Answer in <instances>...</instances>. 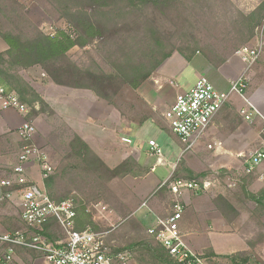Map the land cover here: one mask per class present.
<instances>
[{
    "label": "trees",
    "instance_id": "obj_1",
    "mask_svg": "<svg viewBox=\"0 0 264 264\" xmlns=\"http://www.w3.org/2000/svg\"><path fill=\"white\" fill-rule=\"evenodd\" d=\"M47 1L53 12L67 23V29L57 28L54 33H45L36 28L24 14L18 12V8V11L15 10L11 15H1L5 18L0 19V38L8 45L6 50L0 52V83L16 91L20 101L30 107L27 119L32 121L35 116L46 110L48 104L20 72L39 66L52 83L76 90H89L95 97L106 101L138 126L153 119L163 130L172 133L163 124L162 115L149 109L139 97L134 102L125 99L123 105H126L127 109L123 108L119 101L125 97L124 93L127 90L136 93V90L175 53L187 61H191L198 53L202 54L213 67L218 68L235 52L232 50L221 54L202 45L195 32L197 25L193 19L195 11L203 9L205 5L215 9L219 5L231 3L230 0ZM1 8L2 5L0 13ZM263 24L264 0H259L250 10H238L232 23L238 35L236 47L251 41L256 29ZM75 47H89L86 52L88 61L79 63L69 55L70 50ZM259 77V81L263 80L264 74H259ZM36 104H39V110H36ZM8 135H0V146ZM150 171L151 168L143 166L133 156L110 167L83 137L76 134L70 142L69 151L58 166L42 176V186L47 194L58 202L69 197L75 198L78 230L91 228L99 232L103 227L88 211L90 201L77 195L70 196L71 186L93 182L104 191L108 182L115 178L143 177ZM233 174L234 171L226 168L219 172L208 168L196 173L181 159L170 179L160 190L169 191V182L175 179L193 180L203 187L208 178H222L224 175ZM240 187L246 197L256 202L252 215L264 228L259 220V215L264 210V187L257 194L252 193L245 183H240ZM213 203L229 222H233L240 212L230 197L223 194L213 198ZM143 219L148 233V229L155 222L148 214H145ZM50 227L58 230L57 222L51 221L47 230ZM248 245L249 250L229 255H219L211 249L202 254L209 264H218L219 260H226L230 264H250L253 256L251 249L256 245V241L248 240ZM128 249H137L141 259L147 262L145 264H178L169 252L149 235L139 239ZM112 250L126 251L125 248L114 246Z\"/></svg>",
    "mask_w": 264,
    "mask_h": 264
},
{
    "label": "rangeland",
    "instance_id": "obj_2",
    "mask_svg": "<svg viewBox=\"0 0 264 264\" xmlns=\"http://www.w3.org/2000/svg\"><path fill=\"white\" fill-rule=\"evenodd\" d=\"M230 1L231 3L227 2L226 4L219 5L215 9L213 8L214 10L205 5L203 9L195 11L193 19L197 25L195 32L202 45L217 50L221 54L234 50L235 52L232 56H238L236 55L238 49L245 45L253 46L261 37L264 38V24L256 29L255 36L251 41L243 46L236 47L238 35L232 25L233 17L238 10L242 11L254 8L259 0ZM14 2L1 0L0 19L5 18L1 15H11L15 10L18 11V8V12L24 14L36 28L45 33H54L57 28H68L67 23L53 12L47 0H14ZM6 47L8 48L6 42L0 38V52ZM88 48L81 49L75 47L70 50L69 55L79 63H84L89 59L86 53L89 51ZM251 69L254 75L248 78L249 82L254 85L256 81H259V74H264V48ZM157 71L175 80L178 84V90L188 89L190 83L195 82L200 76L208 77L216 89H219L216 85H227V82L219 75L220 72L213 68L208 60L199 53L191 61H187L183 56L175 53ZM20 73L44 97L46 102L49 100L54 105L51 107L52 105L47 102L46 110L35 116L33 120L35 127L34 143L44 150L54 168L58 166L63 156L67 154L71 140L78 133L102 157L108 166H116L124 160L122 157L126 151H133L135 152V156L140 158L142 164L154 168L152 175L162 183L171 177L175 165H178L181 159H184L187 166L196 173L205 171L208 168L216 172H219L222 168L234 171L235 174L233 176L224 175L222 178H208L207 182L211 183L208 190H212L215 194L223 192L235 203V206L240 210L236 218L239 220V224H242L240 231L249 235L247 240L256 241V245L251 249L253 256L250 264L264 262V228L257 222L258 219L252 215L256 202L246 197L240 187V183H245L252 193L257 194L260 192L264 187V179L260 178L259 174L264 173V168L258 170L254 175H246L235 155L233 156L235 163L229 164L223 159L216 160L211 158L209 155L211 149L207 151L203 148L201 153L196 152L199 143L206 141L207 135H209L207 132L203 134L193 150L185 151V146L178 135L173 132H166L157 123L152 121L146 122L141 126H135L131 134L128 135L132 139V143L128 145L122 141L124 134L120 130L113 131L112 126L115 123L113 118L106 116V113H102L101 117L95 120L97 114L90 116L88 113L89 108L86 105H82V102H84L82 100H79L81 107H75L72 104L75 95L74 97L70 98L69 96L66 98L61 92L70 87L64 88V86L52 83L39 66L22 70ZM71 92L73 94L80 93L86 99H89L88 97L91 95L95 96L91 91L84 89L79 91L73 89ZM124 94L125 97L123 96L119 102L123 108L127 109L126 105H123L125 99H128L130 102L133 100L132 102H134L138 100L137 97L139 96L130 90H127ZM236 95L239 94H231L230 99ZM239 101V103L244 105V109L249 112L247 107L248 101L243 98ZM35 108L39 110V104H36ZM99 108L103 109V105H100ZM98 112L96 111V113ZM113 112L118 116L116 109ZM76 115L77 118L72 122V117H76ZM162 120L163 124L167 126L165 120ZM243 129L244 127L242 126L241 131L235 137L238 135L241 137L244 132ZM249 132L250 134L246 135L245 142L237 148H232L233 151L249 152L254 150V145L258 141L255 138L256 131L249 129ZM18 136L19 134L15 132L13 136L9 137L8 135V137L2 140L0 146V178L11 174L13 167L16 166L15 162L19 160L23 143L20 145L22 140ZM150 139L157 141L161 145L166 161L165 164L159 162V157L150 156L147 153ZM29 174L31 175L29 177L34 179L43 188V174L40 172L38 166H34L32 173L29 172ZM131 177L126 176L122 179L115 178L109 181L108 187L104 191L100 190L93 182H90L88 185L76 184V186H71L70 196L77 195L90 201L88 211L91 212L93 218L103 227L101 232H106L107 244L111 248L112 246L125 248L131 254L132 264H142V262L145 264L147 262L143 258L141 259L142 256L138 250L134 249L133 251L128 249V247L139 239L148 237L147 228L145 227L146 223L143 221L144 215L148 214L153 221L155 217H152L153 215L150 212L147 213L145 211L146 204L141 205V202L147 201L148 203V198L141 200V196L135 193L137 181ZM5 191L3 188H0V228L3 231L22 228L20 199L18 196H15L12 200L1 198ZM170 203L172 207L173 202ZM259 217L260 222L264 226V210ZM216 238L217 241H222L225 239L236 240L238 237L235 235H231L230 237L219 235ZM19 250L23 252H19L16 255V264H47L45 259L39 254L33 255L25 249ZM24 252H26V255ZM218 264L230 263L226 260H219Z\"/></svg>",
    "mask_w": 264,
    "mask_h": 264
},
{
    "label": "built area",
    "instance_id": "obj_3",
    "mask_svg": "<svg viewBox=\"0 0 264 264\" xmlns=\"http://www.w3.org/2000/svg\"><path fill=\"white\" fill-rule=\"evenodd\" d=\"M263 48L264 38L261 37L253 46L245 45L238 49L236 55L248 68H252ZM170 83L177 86L175 81ZM249 86V78L243 75L231 84L229 91L221 92L206 76H200L188 89L177 93L162 117L167 127L178 135L185 151H191L231 94L244 96ZM0 106L14 108L26 116L18 132L23 142L18 163L11 174L0 178V188L6 189L1 198L12 200L18 196L20 199L23 227L0 233V264H16L19 249L36 252L47 264H132L128 251L114 252L107 244L106 232L76 228L78 214L74 197L60 202L53 200L45 189L29 177L28 170L33 165L38 166L42 176L54 169L47 154L33 141L35 127L33 121L27 119L30 107L20 101L16 91L4 84L0 85ZM241 113L246 120H252L251 112L243 109ZM259 133L262 143L258 148L235 155L246 175L256 174L264 164V124ZM122 141L128 145L132 143L128 136H124ZM148 145L150 156L163 157V149L157 141L151 139ZM219 147L216 141L208 143L211 151ZM259 175L264 179L263 172ZM168 186L181 193L183 190H201L205 184L201 187L193 180L180 178L170 181ZM184 210L185 203L175 199L172 212L166 217H158L148 229V235L160 243L178 264H209L203 254L193 251L184 240L179 228ZM53 220L57 222L58 230L53 227L47 230Z\"/></svg>",
    "mask_w": 264,
    "mask_h": 264
},
{
    "label": "crops",
    "instance_id": "obj_4",
    "mask_svg": "<svg viewBox=\"0 0 264 264\" xmlns=\"http://www.w3.org/2000/svg\"><path fill=\"white\" fill-rule=\"evenodd\" d=\"M6 49L7 47L2 51ZM215 69L220 72L219 75L227 82V85L225 86L216 85L217 88L220 89L217 90L221 92L228 91L231 84L243 75L249 78L254 75L252 69L248 68L247 64L241 59V57L239 58L235 55L231 56L223 65ZM170 81L175 80H173L171 77L162 75L157 71L150 79H148L136 90V94L147 104L149 109H152L153 111L158 112L162 115L163 112L174 102L177 93L183 90H178V84L177 86H175L171 84ZM193 83H190V86ZM1 84L2 83H0V85ZM72 90L73 89L71 88H66V90L61 92L66 98L69 96L71 98L75 95L72 103L75 107H81L80 101H84L82 102V105L88 106V113L90 114V116L93 114H97L95 116V120L99 119L102 113H106V116L113 118L115 122L112 126L113 131L120 130L124 134V136H128L133 131V128L137 126L136 123L122 116L119 112L117 114L118 116H116V114H114L113 112L115 108L110 106L106 101L99 99L93 95L89 97L87 96L89 99H86L84 95L80 93L73 94V92H71ZM242 98L248 101L247 107L249 109V112L252 113L251 121L246 120L244 114L241 113V110L245 108L244 105L239 103V100H241ZM47 102L52 105L51 107L54 106L52 103H50L49 100H47ZM100 105H103V109L99 108ZM96 111L99 112L96 113ZM76 118L77 115L76 117H72V122H74ZM25 120L26 116L16 109L2 108L0 106V135L8 133L9 137L13 136L15 132H19V129L23 125ZM149 121L155 122L153 119H150L146 122ZM263 124L264 79L256 81L254 85L250 83V87H248L244 96L236 95L234 97H231V99H229L228 102L223 105L222 109L216 115L206 131L209 134L207 135L206 141L199 143L196 152L201 153L203 148L208 151V143L210 141H216L218 144H220V147L216 150L210 151L209 155L211 156V158H214L216 160L223 159L227 161L226 163L234 164L235 162L233 156L237 153L247 151L236 152L233 151L232 148H237L240 144L245 142L246 135L250 134L249 129L256 131L255 138H257L258 141L256 145H254V149L258 148L262 143L259 131L260 127ZM242 126L244 127L242 136L240 137L238 135L237 137H235L236 134L241 131ZM129 156L135 157L141 163L140 158L136 157L135 152L133 151H126L122 159H126ZM17 161L15 162L16 165L18 163ZM159 162L165 164L166 161L164 159V156L162 158H159ZM142 165L149 167L145 164ZM176 166L177 164L175 165V168ZM33 167L34 165L31 166L28 170L29 176H31L29 172L32 173ZM149 168H151V171L147 175L143 177H133V179L137 181L135 193L141 196V200L148 198V203L147 201L144 202L146 204L145 211L147 213L150 212V214L153 215L152 217H155L154 222L158 217L168 216L172 212L170 202H173L178 198L185 203V210L179 222V228L185 242L193 251L202 254L205 250L211 249L216 254L229 255L238 251L250 249L247 240L249 235L245 232L240 231V229H242V224H239V220L235 219L233 222H229L213 203V198H215L216 195H228L223 192L215 194L212 192V190H208L209 186L211 185L210 182H205V186L201 190H183L181 193H178L169 187V191H161L160 187L165 181L163 183L160 182L156 177L152 175L154 168ZM263 168L264 164L260 166L259 170ZM169 200L171 201L168 202ZM144 203L141 202V205H143ZM2 232L4 231L2 230V228H0V233ZM219 235H226L227 237L235 235L238 238L236 240L225 239L222 241H217L216 236ZM19 252L23 251L18 250V253ZM25 253L26 252H24V254Z\"/></svg>",
    "mask_w": 264,
    "mask_h": 264
}]
</instances>
